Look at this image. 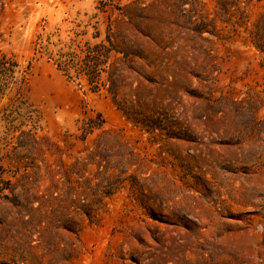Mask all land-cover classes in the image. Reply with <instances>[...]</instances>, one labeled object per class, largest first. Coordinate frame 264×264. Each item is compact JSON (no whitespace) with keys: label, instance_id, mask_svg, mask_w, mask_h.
Wrapping results in <instances>:
<instances>
[{"label":"rangeland","instance_id":"obj_1","mask_svg":"<svg viewBox=\"0 0 264 264\" xmlns=\"http://www.w3.org/2000/svg\"><path fill=\"white\" fill-rule=\"evenodd\" d=\"M1 64L0 264H264V0H0Z\"/></svg>","mask_w":264,"mask_h":264},{"label":"trees","instance_id":"obj_2","mask_svg":"<svg viewBox=\"0 0 264 264\" xmlns=\"http://www.w3.org/2000/svg\"><path fill=\"white\" fill-rule=\"evenodd\" d=\"M1 61H2V63H7V62H5L6 61V59L3 57L2 59H1ZM1 65H3V64H1ZM0 71H3L4 73H13L12 72V70L10 69V68H6V66H2V68H1V66H0Z\"/></svg>","mask_w":264,"mask_h":264}]
</instances>
